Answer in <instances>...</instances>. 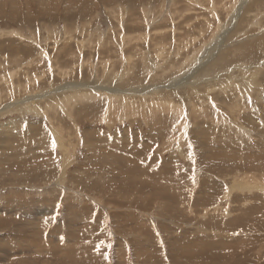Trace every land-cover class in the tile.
<instances>
[{
    "label": "rangeland",
    "instance_id": "obj_1",
    "mask_svg": "<svg viewBox=\"0 0 264 264\" xmlns=\"http://www.w3.org/2000/svg\"><path fill=\"white\" fill-rule=\"evenodd\" d=\"M238 2L0 0V264L264 263V12L209 65Z\"/></svg>",
    "mask_w": 264,
    "mask_h": 264
},
{
    "label": "bare ground",
    "instance_id": "obj_2",
    "mask_svg": "<svg viewBox=\"0 0 264 264\" xmlns=\"http://www.w3.org/2000/svg\"><path fill=\"white\" fill-rule=\"evenodd\" d=\"M67 3H69L70 1L71 2H74L75 0H65ZM133 1H137V2H141L142 0H133ZM214 1V0H213ZM223 1V0H222ZM264 4H263V2H262V0H239V2H238V5H237V12H233L232 13V15H231V17H230V19L231 20H236V23H237V20H238V23H237V26L236 27H234V28H231V30H229V26L225 23L224 24V31H222V33H227V32H229L228 33V35H230V36H233V37H229V36H227V38L226 39H222V41H225V40H229V39H231V41H229L230 43H228V44H230L232 47H225V46H227V44L226 43H222V42H219L218 43V45H217V47H218V49H217V51L215 52V54H214V57H213V59H211L210 60V63H209V65H211L212 66V68L214 69V70H217V69H215V68H220V66H221V63L220 62H222L223 60H225L227 57H231V56H233V55H235V54H237L238 52H242L243 54L245 53V52H247V49H248V45L247 44H240L243 40H245L247 37H249V35H247V32L249 31V29H246V28H251V26H253L254 25V23H255V26H258L259 27V25L257 24V19H260L261 18V15H260V13H256V11L258 10V11H260V12H264V8L263 7H261V6H263ZM261 7V8H260ZM213 8V7H212ZM214 9V8H213ZM233 10H234V8H233ZM239 10H241V12L243 13V15L245 16V17H247L248 16V14H251L252 12H253V14L254 15H256V14H259L260 15V17L258 16V18H256L252 23H250V24H248V26H246L243 30H244V32L246 33V34H242V32L241 31H238L237 29L239 28V27H241L242 26V24L244 23V20L243 19H239V17L241 16V12H239ZM217 12V11H216ZM236 14L237 15H240L238 18L237 17H235L236 16ZM263 16V15H262ZM242 17V16H241ZM228 20H229V18H228ZM91 21V20H90ZM230 21V20H229ZM248 21V20H247ZM259 21V20H258ZM235 22V21H234ZM231 27V26H230ZM229 30V31H228ZM242 30V29H241ZM12 31H8L6 34H10ZM234 33V34H233ZM3 34V33H2ZM246 36V37H245ZM22 37V36H21ZM235 38V39H234ZM4 45V44H3ZM233 45H236V46H233ZM243 67H245V66H243ZM249 67V66H248ZM247 68V67H246ZM250 68V67H249ZM255 70H257L256 68H254ZM207 70V69H206ZM225 73L227 72V71H224ZM14 73V72H13ZM205 76V75H204ZM187 77V76H186ZM207 78V77H206ZM205 79V78H204ZM187 80L188 81H186V82H181L180 81V83L178 82L177 84H173V85H171V84H169V86H172V88L171 89H165V91H166V94L169 96V97H167V96H162L161 98H163L164 99V102H165V104H167V105H165V106H167L169 109H172L171 111L174 113V114H177L176 113V109L173 107V106H176V107H178V105H176L175 104V102L174 101H168V100H171L170 98H173V97H177V98H179V97H181L182 95H186V93H188L190 90H188L186 93H185V91H184V89H183V87H187L188 85L190 86V88L194 91V92H196V93H194V95L195 96H197L198 98L199 97H201L202 95L200 94V92L198 91V88H199V86L200 85H202L203 84V82L201 81V82H198V81H191V77L190 76H188L187 77ZM253 80V79H252ZM132 81V80H131ZM133 82V81H132ZM251 82H253V81H251ZM98 83V85L96 86V87H92V85H94V84H96V83H94V84H89V85H86L87 86V88L88 89H86V90H84L85 92L84 93H87V94H94V92L96 93L97 92V94H99L98 92H101V95L100 96H104L105 94L102 92V91H104L105 90V87H108V88H111L112 89V91L111 92H115V91H118L114 96H116L115 98H116V100H119L118 101V103L119 104H121L120 105V107H122V108H126V109H130V108H127V107H132V108H134V107H136L137 106V104H136V100H134L135 98H138L139 99V97H140V102H141V104H142V107L143 106H147L149 103H147V101H145V98H144V94H143V92H142V90H131L130 89V85L128 84L127 86L126 85H124L122 88H119L118 90H113V85L112 84H110V83H107V84H102V82L101 81H99V82H97ZM130 83V82H129ZM174 83V82H173ZM73 84V83H72ZM72 84H67V83H63L62 85L63 86H59V87H56L55 88V90L56 91H63V90H65V89H67V87L68 86H70V85H72ZM252 84V83H251ZM255 84V83H254ZM75 85H77V84H75ZM168 86V85H167ZM238 86H240V85H238ZM160 87L161 86H154V87H152V89H150L149 91H152V93H155V89L156 88H158V89H160ZM175 87V88H174ZM240 87H242V86H240ZM17 88V87H16ZM80 88V87H79ZM196 88V89H195ZM78 91H80V90H78ZM57 93V92H56ZM74 92L73 91H66V95H67V97H68V99H71V98H73V94ZM75 93H77V91L75 92ZM64 95L65 94V91H63V93H59V94H57V95H54L55 97H52V100H51V102H53V103H56L57 104V102H60L59 103V106L60 107H63V105L62 104H65V105H67L68 106V99H65V100H58V96L59 95ZM135 94H138V95H135ZM249 94V93H248ZM247 94V95H248ZM159 95H163L162 93L161 94H159ZM46 96V95H45ZM51 96H53V95H51ZM113 96V95H112ZM65 97V96H64ZM148 97V99H155V98H153L151 95H149V96H147ZM157 97V99H160V97L159 96H156ZM32 97H29V96H27L24 100H30ZM113 97H111V99H112ZM111 99H110V101H111ZM193 99H195V98H193ZM192 98H190L189 97V95H188V98H182V101L183 100H188V101H192L193 100ZM40 100H42V99H40ZM43 100H44V98H43ZM54 100H56V101H54ZM177 100H179V99H177ZM23 101V100H22ZM47 101V100H46ZM65 101V102H64ZM156 102H158V101H156ZM28 103V102H27ZM32 103V102H31ZM31 103H29V104H31ZM62 103V104H61ZM153 104V103H152ZM13 104L12 103H9V104H7L6 105V107L2 110V111H0V116H1V114L3 113V112H10L11 110H14V109H19V107H17V106H19V104L18 105H15V106H12ZM22 105H24V106H28L27 104H21L20 106H21V108L23 109V108H25L24 106H22ZM35 105V104H34ZM47 105H50V104H47ZM169 105V106H168ZM150 106V105H149ZM9 107V109H7ZM15 107V108H14ZM29 107V106H28ZM33 107V106H32ZM112 108H113V106H111ZM49 108H52V106H50ZM137 108V107H136ZM151 108H154V105L153 106H150V109ZM108 109V108H107ZM159 110V109H162V105L160 104V103H157L156 104V106H155V108H154V111L155 110ZM169 109H167L166 108V110H169ZM180 109V108H179ZM32 110H33V108H32ZM133 110V109H132ZM138 110V109H137ZM136 110V111H137ZM156 110V111H157ZM181 110V109H180ZM18 111V110H17ZM139 111V110H138ZM182 111V110H181ZM133 113V112H132ZM45 114V113H44ZM182 114V113H181ZM69 115V114H68ZM45 116H46V114H45ZM180 116V115H179ZM180 118V117H179ZM182 120L183 119H180L179 121H180V123L181 124H183L182 123ZM51 121V120H50ZM8 122H10V123H7V122H4V126H5V128L8 126L9 128L10 127H12V123L14 122V121H12V119H10V120H8ZM14 125H16V124H14ZM2 125H1V123H0V129L2 128L1 127ZM3 126V127H4ZM53 125H51V127H52ZM182 128V127H181ZM34 129V128H33ZM54 131H55V129H53ZM29 131V133L31 134V131L30 130H27V132ZM41 131H43L42 129H41ZM56 132V131H55ZM38 133V132H37ZM56 133H58V132H56ZM44 134H45V132L43 131V133H41L40 134V139L41 138H43V136H44ZM55 134V133H54ZM1 135H3L2 134V132H1V130H0V143H1V140L2 141H5V140H10V139H8V138H6V137H4V135L3 136H1ZM59 135V134H58ZM187 136V135H186ZM56 137V135H54V138ZM59 137V136H58ZM14 138V137H13ZM57 139H59V138H57L56 137V142H57ZM42 140V139H41ZM181 141V140H180ZM7 142V141H6ZM8 143V142H7ZM59 143V142H58ZM32 175H33V173H32ZM27 176H28V174H26V179L27 180H29L28 178H27ZM32 211V210H31ZM30 211V212H31ZM34 214V213H33ZM28 216V215H27ZM35 220H37V219H35ZM264 264V263H263Z\"/></svg>",
    "mask_w": 264,
    "mask_h": 264
}]
</instances>
